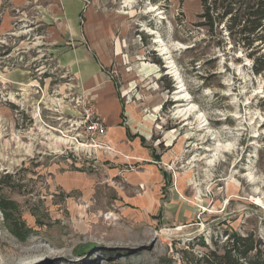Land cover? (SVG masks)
Here are the masks:
<instances>
[{"label":"rangeland","instance_id":"obj_1","mask_svg":"<svg viewBox=\"0 0 264 264\" xmlns=\"http://www.w3.org/2000/svg\"><path fill=\"white\" fill-rule=\"evenodd\" d=\"M101 1L126 25L106 68L121 120L146 133L162 188L153 207L137 203L144 190L128 180L145 167L89 139L94 99L57 64L36 10L18 12L0 30V264H184L201 238L210 248L232 231L254 234L264 255V73L252 52L222 24L198 26L200 0Z\"/></svg>","mask_w":264,"mask_h":264},{"label":"crops","instance_id":"obj_2","mask_svg":"<svg viewBox=\"0 0 264 264\" xmlns=\"http://www.w3.org/2000/svg\"><path fill=\"white\" fill-rule=\"evenodd\" d=\"M31 9L36 10L37 21L46 25L57 64L70 73L81 96L89 94L95 101L106 129L103 142L116 150L104 151L107 153L104 156L110 158L119 153L129 162L134 160L141 163V168L145 167L144 162L155 157L153 147L145 145L146 133L132 129L134 125L121 120L123 105L106 70L118 58L123 46L126 25L121 12L104 7L101 0H0V30L12 23L16 13L24 15ZM159 172L166 179L163 171ZM133 176L144 190L137 203L153 207L157 200L155 192L162 188L158 182L152 184L155 175L145 167L132 173L128 183L133 182Z\"/></svg>","mask_w":264,"mask_h":264},{"label":"trees","instance_id":"obj_3","mask_svg":"<svg viewBox=\"0 0 264 264\" xmlns=\"http://www.w3.org/2000/svg\"><path fill=\"white\" fill-rule=\"evenodd\" d=\"M200 3L201 11L197 15L200 21L197 25L213 32L222 24L221 29L235 44L240 43L244 50L252 52L253 71L264 73V53L255 55L264 43V0H200ZM163 175L168 179L166 171H163ZM15 224L13 227H16ZM18 234L21 232L16 231ZM213 244L209 248L201 238L199 245L205 250L183 260L184 264H264L262 241L252 233L232 231L226 234L221 244L218 241Z\"/></svg>","mask_w":264,"mask_h":264},{"label":"built area","instance_id":"obj_4","mask_svg":"<svg viewBox=\"0 0 264 264\" xmlns=\"http://www.w3.org/2000/svg\"><path fill=\"white\" fill-rule=\"evenodd\" d=\"M82 119L85 125L87 136L91 141L95 138H102L105 134V125L99 117L97 111L92 106H87L83 110ZM104 142L100 144L103 145Z\"/></svg>","mask_w":264,"mask_h":264},{"label":"bare ground","instance_id":"obj_5","mask_svg":"<svg viewBox=\"0 0 264 264\" xmlns=\"http://www.w3.org/2000/svg\"><path fill=\"white\" fill-rule=\"evenodd\" d=\"M219 145H220V144L217 145V147H216V151L219 150V148H218ZM221 146L224 147V148H227V149L230 148V145H229V144H226V145H225V144H221ZM249 178L253 179V176L249 175ZM250 181H251V180H250ZM198 193H201V192H200V189H198ZM198 193H197V194H198ZM195 197H196V196H195ZM197 197H199V196H197ZM197 199H198V198H197ZM255 202L258 203V204H262V200L260 199V197H256V198H255Z\"/></svg>","mask_w":264,"mask_h":264}]
</instances>
